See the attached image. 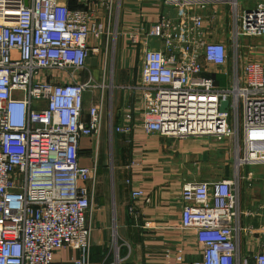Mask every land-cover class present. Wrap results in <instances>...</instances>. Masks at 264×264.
<instances>
[{
	"label": "built area",
	"instance_id": "obj_1",
	"mask_svg": "<svg viewBox=\"0 0 264 264\" xmlns=\"http://www.w3.org/2000/svg\"><path fill=\"white\" fill-rule=\"evenodd\" d=\"M163 2L173 13L163 12L145 40L139 29L124 34L141 44L140 126L163 137L230 140L232 164L230 177L184 178L177 226L195 232L198 256L186 261L183 248L169 246L160 264H264V240L251 254L241 251L252 226L241 225L250 211L239 206L241 180H256L241 168L264 165V63L247 50L255 47L248 38L264 37V0ZM224 8L225 32L215 19ZM119 9V0H0V264H55L65 246L78 254L59 264H91L98 163L80 164L79 140L97 142L103 110L91 105L82 119L84 92L96 85L79 75L100 46L115 45L110 27ZM218 72L229 80L217 83ZM124 119L117 130L132 131L130 113Z\"/></svg>",
	"mask_w": 264,
	"mask_h": 264
},
{
	"label": "crops",
	"instance_id": "obj_2",
	"mask_svg": "<svg viewBox=\"0 0 264 264\" xmlns=\"http://www.w3.org/2000/svg\"><path fill=\"white\" fill-rule=\"evenodd\" d=\"M253 2L245 0L248 5ZM119 8L120 36L115 40L116 48L107 51L100 46L87 58V69L79 75L81 81L91 77L96 85L84 92L82 119H88L87 109L91 105L101 102L103 110L97 142L88 136H81L79 140L80 164L98 163L91 201L90 262L101 264L103 259L124 258L121 264H160L161 254L169 246L183 248L185 260L189 261L198 256V247L195 232L177 226L182 183L184 178L230 177L232 144L230 140L178 139L143 131L140 126L141 44L132 45L124 34L139 29L143 41L152 23L163 12L173 11L163 0H119ZM213 9L209 13L213 14ZM224 9L225 15L215 19L226 22L225 32L229 31V22L228 8ZM212 27V34L221 39L218 36L221 27L216 24ZM151 43L158 46L157 42ZM126 113H130V123L135 126L130 132L117 130L125 123ZM251 172L256 180L250 186L245 179L241 180L239 186V206L242 211H250V216L241 215L240 223L252 226L251 232L241 237V251L245 254L253 253L257 240H264L260 207V203H264V165L241 168L244 176ZM135 189L144 195L134 198L131 193ZM77 254L70 246H65L55 254L54 263L65 262ZM169 260L173 261L172 257Z\"/></svg>",
	"mask_w": 264,
	"mask_h": 264
},
{
	"label": "rangeland",
	"instance_id": "obj_3",
	"mask_svg": "<svg viewBox=\"0 0 264 264\" xmlns=\"http://www.w3.org/2000/svg\"><path fill=\"white\" fill-rule=\"evenodd\" d=\"M241 2H245V0H241ZM110 31L113 32V40L115 41L116 38H118L120 35L119 33L118 34H115L116 31L119 29L118 28V25L116 22L112 23L111 24V27H110ZM115 44V43H114ZM247 44H249L250 46H255L254 49H251L250 47H248V55H250L251 58L253 59H256V60H260L261 62L264 63V37H253V38H248V41H247ZM114 48H116V45L113 46V48H109V50H113ZM108 50V51H109ZM230 76L229 74H222V73H219L215 76V80L217 83L219 84H224L226 83L228 80H229ZM231 157V156H230ZM232 164V159H230L229 161V165Z\"/></svg>",
	"mask_w": 264,
	"mask_h": 264
},
{
	"label": "water",
	"instance_id": "obj_4",
	"mask_svg": "<svg viewBox=\"0 0 264 264\" xmlns=\"http://www.w3.org/2000/svg\"><path fill=\"white\" fill-rule=\"evenodd\" d=\"M226 105H227V101H225V100L221 101L220 107H221L222 111L226 110Z\"/></svg>",
	"mask_w": 264,
	"mask_h": 264
},
{
	"label": "trees",
	"instance_id": "obj_5",
	"mask_svg": "<svg viewBox=\"0 0 264 264\" xmlns=\"http://www.w3.org/2000/svg\"><path fill=\"white\" fill-rule=\"evenodd\" d=\"M71 6H74L73 4Z\"/></svg>",
	"mask_w": 264,
	"mask_h": 264
}]
</instances>
